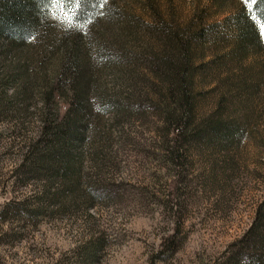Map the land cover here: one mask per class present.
Instances as JSON below:
<instances>
[{"label": "trees", "instance_id": "16d2710c", "mask_svg": "<svg viewBox=\"0 0 264 264\" xmlns=\"http://www.w3.org/2000/svg\"><path fill=\"white\" fill-rule=\"evenodd\" d=\"M247 7L220 22L179 25L144 23L112 0H64L55 8L51 0H0V123H37L19 168L39 184L37 205L90 209L95 182L84 185L82 172L108 166L117 141L134 143L126 131L137 120L155 119L152 133L171 168L182 171L202 149L232 153L259 90L253 64L244 67L262 50ZM255 10L264 13V0ZM204 82L214 86L204 90ZM102 246L79 245L81 264L97 261ZM221 258L264 264V198Z\"/></svg>", "mask_w": 264, "mask_h": 264}, {"label": "rangeland", "instance_id": "374dc122", "mask_svg": "<svg viewBox=\"0 0 264 264\" xmlns=\"http://www.w3.org/2000/svg\"><path fill=\"white\" fill-rule=\"evenodd\" d=\"M112 1L144 23L158 18L179 25L194 19L220 22L244 4ZM260 36L261 52L244 64L245 68L253 64L259 90L247 110L246 135L233 152L202 149L191 155L182 171L171 168L152 133L155 119L137 120L126 131L134 143L117 141L108 166L97 173L82 172L84 185L95 182L90 209L87 204L68 205L64 213L59 208L41 209L36 203L37 180L19 169L37 123L18 129L1 122L0 264H81L76 248L89 240L103 245L98 260L90 264H223L224 249L248 230L264 198V35ZM203 56L207 60L210 53L206 50ZM204 84V90L214 86ZM213 100L209 96L204 113L211 110ZM23 207L27 215L17 213Z\"/></svg>", "mask_w": 264, "mask_h": 264}, {"label": "snow or ice", "instance_id": "6c2138e0", "mask_svg": "<svg viewBox=\"0 0 264 264\" xmlns=\"http://www.w3.org/2000/svg\"><path fill=\"white\" fill-rule=\"evenodd\" d=\"M64 0H51L52 6L55 8L57 6L63 5ZM261 0H244L247 10L250 16L253 18L254 22L257 23L258 29L261 34L264 35V13L257 12L255 7L259 5Z\"/></svg>", "mask_w": 264, "mask_h": 264}]
</instances>
